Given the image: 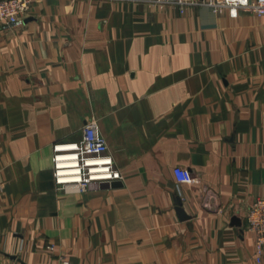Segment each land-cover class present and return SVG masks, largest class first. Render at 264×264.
I'll return each instance as SVG.
<instances>
[{
	"label": "crops",
	"instance_id": "crops-1",
	"mask_svg": "<svg viewBox=\"0 0 264 264\" xmlns=\"http://www.w3.org/2000/svg\"><path fill=\"white\" fill-rule=\"evenodd\" d=\"M90 118L121 184L60 188L53 145ZM261 195V17L34 0L0 23V264H255Z\"/></svg>",
	"mask_w": 264,
	"mask_h": 264
},
{
	"label": "built area",
	"instance_id": "built-area-1",
	"mask_svg": "<svg viewBox=\"0 0 264 264\" xmlns=\"http://www.w3.org/2000/svg\"><path fill=\"white\" fill-rule=\"evenodd\" d=\"M34 0H0V23L13 24L29 8ZM162 8L207 5L213 10L226 7L231 16L237 10L250 11L264 19V0H142ZM106 139L98 130L95 119L90 118L82 127L78 141L53 145L52 175L54 183L65 189L72 185L79 191L85 190L92 183L121 180V173L115 168L113 159L108 154ZM173 176L179 183H192L191 172L182 166L173 167ZM246 227L254 233L256 250L255 264H264V195L254 199L245 215ZM51 248V247H50ZM13 264H21L14 262Z\"/></svg>",
	"mask_w": 264,
	"mask_h": 264
},
{
	"label": "water",
	"instance_id": "water-1",
	"mask_svg": "<svg viewBox=\"0 0 264 264\" xmlns=\"http://www.w3.org/2000/svg\"><path fill=\"white\" fill-rule=\"evenodd\" d=\"M121 183L118 180H114L111 182H107V181H102L99 183V187L101 188H105V187H117L119 186ZM235 222H237L238 224L240 223L239 220H234Z\"/></svg>",
	"mask_w": 264,
	"mask_h": 264
},
{
	"label": "rangeland",
	"instance_id": "rangeland-1",
	"mask_svg": "<svg viewBox=\"0 0 264 264\" xmlns=\"http://www.w3.org/2000/svg\"><path fill=\"white\" fill-rule=\"evenodd\" d=\"M190 7H191V6H190ZM186 8H188V7H186ZM186 8H184L183 10H180L179 8H178V9H179V11L181 12V11H184Z\"/></svg>",
	"mask_w": 264,
	"mask_h": 264
}]
</instances>
